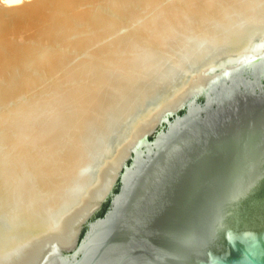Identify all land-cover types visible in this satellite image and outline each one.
<instances>
[{"label":"water","instance_id":"obj_1","mask_svg":"<svg viewBox=\"0 0 264 264\" xmlns=\"http://www.w3.org/2000/svg\"><path fill=\"white\" fill-rule=\"evenodd\" d=\"M0 264H264V0L0 6Z\"/></svg>","mask_w":264,"mask_h":264},{"label":"bare ground","instance_id":"obj_2","mask_svg":"<svg viewBox=\"0 0 264 264\" xmlns=\"http://www.w3.org/2000/svg\"><path fill=\"white\" fill-rule=\"evenodd\" d=\"M33 0H0V6L4 8H10L22 4H26Z\"/></svg>","mask_w":264,"mask_h":264},{"label":"trees","instance_id":"obj_3","mask_svg":"<svg viewBox=\"0 0 264 264\" xmlns=\"http://www.w3.org/2000/svg\"><path fill=\"white\" fill-rule=\"evenodd\" d=\"M116 191H117V189H116ZM107 206H108V203L103 206L102 210L100 212H98L96 216L97 217L102 216L104 214V212L106 211Z\"/></svg>","mask_w":264,"mask_h":264}]
</instances>
